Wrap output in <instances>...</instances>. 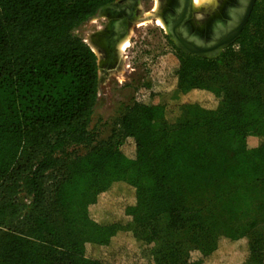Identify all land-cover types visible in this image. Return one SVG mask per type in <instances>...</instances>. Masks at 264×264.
I'll list each match as a JSON object with an SVG mask.
<instances>
[{"label": "trees", "instance_id": "trees-1", "mask_svg": "<svg viewBox=\"0 0 264 264\" xmlns=\"http://www.w3.org/2000/svg\"><path fill=\"white\" fill-rule=\"evenodd\" d=\"M113 1L0 0V264H154L118 227L148 226L151 240L177 215H187L176 226L187 249L167 256L156 244L158 264H243L264 217V96H230L229 80L204 75L238 59L264 86V0L216 57L169 39L173 52L99 138L88 127L97 56L72 31ZM171 88L185 96L184 116L167 126L153 96Z\"/></svg>", "mask_w": 264, "mask_h": 264}, {"label": "rangeland", "instance_id": "rangeland-1", "mask_svg": "<svg viewBox=\"0 0 264 264\" xmlns=\"http://www.w3.org/2000/svg\"><path fill=\"white\" fill-rule=\"evenodd\" d=\"M216 2V0H203L197 8L200 10L202 6L214 5ZM145 11L141 10L136 19L137 23L130 26V32L126 36L128 45L122 50L124 53H122L121 67L116 66L108 69L106 66H98L97 101L88 127L94 132H98L99 138H105L110 133L117 119L132 104L137 87L150 76L155 60L162 59L160 56L164 53L173 52L165 26L160 23L156 24L152 20L153 17L149 14H154V12ZM159 19L157 18V23ZM103 22L104 18L95 14L73 29L72 33L82 38L86 44L95 46L89 38ZM96 56L98 63H100V53ZM226 66L223 61L220 63L217 72L213 73L214 76L212 73L204 75L206 82L217 83L221 80H229L231 85L228 86L227 93L230 96H240L250 91H256L264 96V86L255 83L252 73L245 70L242 61L235 59L227 68H225ZM161 71L162 69L157 68L158 74ZM184 99L185 96L174 88L153 96L155 103L165 106L164 122L167 126H174L183 118ZM258 141L256 136L250 135L246 139V144L248 147H254ZM87 150L88 148L84 146H71L67 149L68 152L74 154H83ZM20 199L22 202L29 201L26 194L23 193L20 195ZM186 218L187 215L174 216L171 228H168L171 222L169 218H163L162 227L156 228L158 238L151 240L147 239V233L151 230L148 226L126 223L119 226L118 230L130 244L133 243L135 247L146 250L148 254L151 253L154 264H158L157 259L153 256V247L156 244H164V254L167 256L177 250L184 253L187 249V246L179 239V231L176 228V226H181ZM131 233L135 235L136 240L132 238ZM243 245L245 246L243 264H264V217L261 218L258 227L246 237ZM120 247L123 249L130 248L126 241L121 242ZM92 255L98 256V252L95 251ZM177 260L171 261L170 264L176 263Z\"/></svg>", "mask_w": 264, "mask_h": 264}, {"label": "flooded vegetation", "instance_id": "flooded-vegetation-1", "mask_svg": "<svg viewBox=\"0 0 264 264\" xmlns=\"http://www.w3.org/2000/svg\"><path fill=\"white\" fill-rule=\"evenodd\" d=\"M216 1L214 5L202 6L200 10L193 0H189L188 6L185 5L186 0H115L106 4L99 8L102 11L101 17L104 18V22L89 38L100 53L99 65L106 66L108 69L121 67L124 52L120 51L119 44L128 36L130 26L137 23L136 19L141 10L154 12V14H149V16L152 15V20L159 24L157 18H160L163 24L167 25L175 23L181 13L186 10L179 29L202 42L213 40L214 29L229 21V9L237 3V0ZM168 37L175 44L169 35Z\"/></svg>", "mask_w": 264, "mask_h": 264}, {"label": "water", "instance_id": "water-1", "mask_svg": "<svg viewBox=\"0 0 264 264\" xmlns=\"http://www.w3.org/2000/svg\"><path fill=\"white\" fill-rule=\"evenodd\" d=\"M254 3L255 0H237L236 5L229 9V21L225 25L214 29L213 40L209 42L199 41L194 36L188 35L179 29L186 10L181 13L180 17L172 25L164 23L165 31L182 51L198 56L214 57L219 54L221 49L225 48L238 37L249 18ZM185 5H189V0H186ZM96 15L102 16L101 9H99ZM87 45L89 46L88 43Z\"/></svg>", "mask_w": 264, "mask_h": 264}, {"label": "bare ground", "instance_id": "bare-ground-1", "mask_svg": "<svg viewBox=\"0 0 264 264\" xmlns=\"http://www.w3.org/2000/svg\"><path fill=\"white\" fill-rule=\"evenodd\" d=\"M202 1H203V0H193V3H194L195 5H199ZM158 23H160L161 25L164 26V24H162V21H161L160 19H159V22H158ZM127 45H128V43H127V40H126V38H125V39H123V40L120 42V44H119V49L122 51ZM89 46L93 49L94 52H96V54H99V52H98V50L96 49L95 46H93V45H89Z\"/></svg>", "mask_w": 264, "mask_h": 264}]
</instances>
